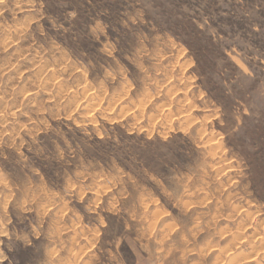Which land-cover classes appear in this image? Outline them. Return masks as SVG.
<instances>
[{
    "label": "rangeland",
    "instance_id": "374dc122",
    "mask_svg": "<svg viewBox=\"0 0 264 264\" xmlns=\"http://www.w3.org/2000/svg\"><path fill=\"white\" fill-rule=\"evenodd\" d=\"M0 264H264V0H0Z\"/></svg>",
    "mask_w": 264,
    "mask_h": 264
},
{
    "label": "bare ground",
    "instance_id": "6f19581e",
    "mask_svg": "<svg viewBox=\"0 0 264 264\" xmlns=\"http://www.w3.org/2000/svg\"><path fill=\"white\" fill-rule=\"evenodd\" d=\"M163 59V58H162ZM236 238H237V236H236Z\"/></svg>",
    "mask_w": 264,
    "mask_h": 264
}]
</instances>
